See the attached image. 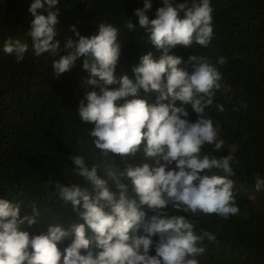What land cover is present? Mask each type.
Wrapping results in <instances>:
<instances>
[{
	"label": "clouds",
	"instance_id": "clouds-1",
	"mask_svg": "<svg viewBox=\"0 0 264 264\" xmlns=\"http://www.w3.org/2000/svg\"><path fill=\"white\" fill-rule=\"evenodd\" d=\"M59 4L60 0L31 3L28 35L34 54L58 57L52 65L57 79L82 59L83 69L89 73L84 83L94 90L85 93L78 114L83 122L94 125L89 135L99 153L105 158L118 156L126 164L122 169L112 163L89 167L83 156H70L75 174L91 190L76 183L48 181L55 185L54 195L71 204L83 220L67 229L54 224L46 232L30 235L20 226L37 223L40 212L35 204L33 214L21 218V203L0 198V264H199L197 258L206 252L204 240L214 242L216 236L206 230L197 234L187 215H169L168 209L224 219L239 214L230 179L236 174L233 162L239 163L231 155L237 145L220 139L218 128L206 115L222 87L218 67L201 55H192L189 72L180 67L183 58L170 52L177 46L209 45L214 35L211 0H191L190 4L185 0L177 6L165 0L154 19L147 15L151 0H145L143 8L135 10L139 28L149 34L151 44L162 55L159 59L151 52L143 55L132 67L133 76L116 74L122 45L118 27L110 23H100L98 33L91 36L81 35L73 25L77 39L69 37L62 46L56 39ZM125 27L129 32L136 30L131 19L125 21ZM3 50L19 63L29 46L9 38ZM225 62L221 56L217 64ZM141 90L156 93V103L141 98ZM130 96L133 98L126 99ZM121 99L125 102L118 104ZM189 105L197 114L195 121L189 119ZM217 108L224 111L223 105ZM205 145H213L226 156L202 155ZM141 149L157 166L127 163ZM102 167L116 191L98 174ZM213 169L221 175L209 174ZM255 188L264 190V178L259 175ZM67 239L71 243L62 252L58 245Z\"/></svg>",
	"mask_w": 264,
	"mask_h": 264
},
{
	"label": "trees",
	"instance_id": "trees-1",
	"mask_svg": "<svg viewBox=\"0 0 264 264\" xmlns=\"http://www.w3.org/2000/svg\"><path fill=\"white\" fill-rule=\"evenodd\" d=\"M32 2L0 0V198L21 203V218L32 215L35 204L40 212L37 223L29 226L25 222L20 228L36 235L46 232L50 225L67 229L74 223H83L71 204H64L54 195V183H48L50 180L69 186L76 183L91 190V185L75 174L70 156H83L89 167L112 163L114 168L122 169L126 162L118 156L103 157L89 135L94 125L83 122L78 114L85 93L94 90V86L84 83L89 73L83 69L82 59L57 79L52 65L58 57L34 54L28 35ZM169 2L177 6L185 0ZM144 3L145 0H60L56 39L63 46L69 37L77 39L73 25L81 35L91 36L98 33L100 23H110L118 27L122 45L116 74L133 76L132 67L139 64L143 55L151 52L154 59L162 55V50L151 44L149 34L139 28L135 10L143 8ZM151 3L147 15L154 19L165 0ZM211 5L214 35L209 45L177 46L170 54L182 57L180 67L189 72L192 70L189 57L201 55L222 73V87L206 109V115L218 128L220 139L237 145L231 155L239 163L233 162L236 174L230 179L234 181L240 211L224 219L202 213L196 216L175 213L169 206L168 214L187 215L197 234L206 230L216 236L214 242L204 240L206 252L197 258L199 264H264V190L255 188L256 176L264 178V0H211ZM128 19L136 30H127ZM9 38L28 44L23 61L18 63L14 55L4 52V43ZM221 56L226 59L222 65L217 64ZM139 95L149 103H156V93L141 90ZM124 102V99L117 101ZM218 105L224 106L223 112L218 111ZM187 108L189 119L195 121L197 114L190 105ZM203 154L226 156L213 145H205ZM127 163L157 166L155 159L146 158L142 149ZM98 174L116 191L103 167ZM209 174L221 175L216 169ZM148 215H152L151 211ZM87 234L91 235L90 230ZM70 243L71 239H67L58 246L63 252ZM151 254L155 255L154 249Z\"/></svg>",
	"mask_w": 264,
	"mask_h": 264
}]
</instances>
